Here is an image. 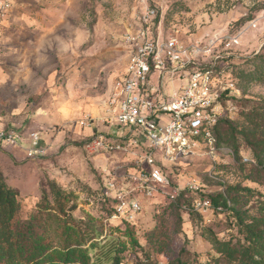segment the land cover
Wrapping results in <instances>:
<instances>
[{"label": "rangeland", "instance_id": "obj_1", "mask_svg": "<svg viewBox=\"0 0 264 264\" xmlns=\"http://www.w3.org/2000/svg\"><path fill=\"white\" fill-rule=\"evenodd\" d=\"M262 2L0 0V6H9L0 18V118L5 124L39 132L47 145L45 154L36 161L26 160L23 150L15 161L8 150L0 151V170L7 183L18 191L25 210L34 207L40 197V185L47 181H54L65 192H72L77 204L72 212L74 218L90 215L103 227L100 246L90 251L93 261L111 264L102 255L103 245L114 238L126 242L128 239L123 232L127 225L111 219V209L102 199L103 169L130 163L131 156L123 153L89 155L83 144L92 134L107 130L100 120L102 102L112 92L129 59L123 44L124 35L136 29L138 16L145 4H155L157 21L160 22L156 31H162L163 36L172 34L186 42L213 35L219 38L238 36V45L229 49H224L223 44L218 45L209 60L224 68L230 62L239 64L256 54L264 55V9H256ZM251 13V20L238 27L237 22ZM205 64L208 62H201L202 66ZM183 82L179 77L170 82L165 75L163 91L170 95ZM237 86L240 91L238 98L241 95L264 98V83L238 80ZM88 118L93 124L91 128L83 123ZM238 118L236 109L231 119ZM111 129L108 128V132ZM239 152L243 163L253 162L248 150L241 148ZM244 157L250 160L244 161ZM234 160V155L226 154L218 159L220 164H229L228 174L222 177L230 182L239 180L233 170ZM211 164L205 154L196 153L177 164L168 165L167 171L173 185L179 188L196 178L200 182V193L222 192L217 181L207 177L211 174L208 170ZM242 185L255 186L248 181H243ZM142 201L143 208L135 228L139 241L145 245L143 233L154 225L155 208L162 209L168 201L159 198H142ZM181 215L182 233L173 234L171 238L172 256L153 254L155 264H167L183 246L187 251L183 257L189 260L188 264H192L194 256L205 260L210 244L201 236L204 225H212L220 237L234 232L226 228L221 220L222 214H209L210 221H205L200 215L204 223L196 215L183 212ZM165 217L172 223L171 215L165 214ZM126 246L121 255L122 262L132 263L137 253L128 243ZM144 247L147 248L146 245Z\"/></svg>", "mask_w": 264, "mask_h": 264}, {"label": "built area", "instance_id": "obj_2", "mask_svg": "<svg viewBox=\"0 0 264 264\" xmlns=\"http://www.w3.org/2000/svg\"><path fill=\"white\" fill-rule=\"evenodd\" d=\"M8 7L0 6V18ZM157 20L156 5L146 3L136 29L124 35L129 59L102 102L100 120L107 130L92 134L83 148L89 155L131 156L130 163L103 169L101 195L111 205V219L116 222L137 223L142 198L174 201L181 193L196 195L191 210L210 221L212 206L198 195L199 180L194 178L183 188L174 186L167 166L196 153L205 154L213 164L223 154L233 156L232 149L218 143L215 128L220 120L232 118L236 110L232 98L240 91L229 70L209 60L218 45L229 49L239 44V37L213 35L186 42L156 31ZM165 75L170 82L176 77L184 80L170 95L163 91ZM87 120L83 123L91 128ZM8 148L23 150L26 160L36 161L47 145L39 132L5 124L0 118V151Z\"/></svg>", "mask_w": 264, "mask_h": 264}, {"label": "trees", "instance_id": "obj_3", "mask_svg": "<svg viewBox=\"0 0 264 264\" xmlns=\"http://www.w3.org/2000/svg\"><path fill=\"white\" fill-rule=\"evenodd\" d=\"M256 9H264V0ZM252 17L251 13L239 20L238 27ZM224 69L229 70L236 84L238 80L264 83L263 54L245 58L239 64L230 62ZM232 100L239 118L220 120L215 134L219 144L231 147L235 159L233 170L239 180L230 182L222 177L228 174L227 162L211 164L208 169L211 174L207 177L217 181L223 191L213 194L199 191L198 195L209 199L213 214H222L226 228L234 232L220 237L212 225H204L201 236L210 244V250L205 260L192 257V264H264V98L241 95ZM241 148L248 150L253 162H242ZM243 181L255 186L242 185ZM195 197L181 193L162 209L155 208L154 225L142 237L147 248L136 234L137 223L124 222L127 227L123 235L128 240L114 238L105 243L102 255L111 264H155L153 254L170 258L171 238L182 233L181 213L196 215L203 222L191 210ZM74 198L72 192H65L50 180L40 185V197L34 207L25 210L23 199L0 170V264H96L90 251L100 246L103 227L90 215L74 218L72 212L77 208ZM165 214L171 215L172 223ZM127 243L137 253L132 263L122 262ZM186 253V247H181L167 264H188L189 260L183 257Z\"/></svg>", "mask_w": 264, "mask_h": 264}, {"label": "crops", "instance_id": "obj_4", "mask_svg": "<svg viewBox=\"0 0 264 264\" xmlns=\"http://www.w3.org/2000/svg\"><path fill=\"white\" fill-rule=\"evenodd\" d=\"M6 150H8L9 151V153H11V155H10V157L12 158V160H14L15 161V158H16V156H18V154L20 153V150H11L10 148H8V149H6ZM5 150V151H6ZM12 151H13V153H12Z\"/></svg>", "mask_w": 264, "mask_h": 264}]
</instances>
